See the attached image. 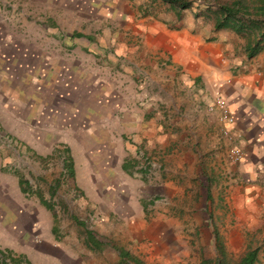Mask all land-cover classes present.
<instances>
[{
	"label": "rangeland",
	"instance_id": "374dc122",
	"mask_svg": "<svg viewBox=\"0 0 264 264\" xmlns=\"http://www.w3.org/2000/svg\"><path fill=\"white\" fill-rule=\"evenodd\" d=\"M115 2L0 0V246L32 243L44 264H109L114 246L144 264H200L218 238L228 264L248 248L264 264V207L238 192L222 146L168 130L184 103L136 87L146 79L121 51ZM126 159L147 166L144 179L120 169ZM85 230L106 249L89 248Z\"/></svg>",
	"mask_w": 264,
	"mask_h": 264
},
{
	"label": "crops",
	"instance_id": "0c3cea01",
	"mask_svg": "<svg viewBox=\"0 0 264 264\" xmlns=\"http://www.w3.org/2000/svg\"><path fill=\"white\" fill-rule=\"evenodd\" d=\"M115 1L112 8L119 11L116 18L122 20V35L130 46L121 51L128 52L125 57L130 62V72L147 80L136 87L155 82L150 87L168 90L177 109L184 103L182 113L174 117L169 131L173 128L175 134L177 131L193 133L204 145H215L214 150L222 146L228 164H231L227 160L231 147L240 148L242 157L232 163L234 184L251 202L261 203L257 209L264 207V45L248 57L243 37L214 29L213 20L204 18L201 13L194 15L195 11L213 9L230 0H186L189 6L183 9L165 0ZM130 8L139 11L134 22L130 20L132 17L129 19ZM129 21L134 24L132 27L128 26ZM133 51L137 53L129 56ZM216 97L224 99L231 123L220 119L214 103ZM222 126L230 132L231 141L221 135ZM134 128L132 131H137L140 126ZM163 129L158 127V130ZM142 131L143 136L144 128ZM1 170L0 150V188L4 185ZM2 202L0 197V210ZM8 224H4V230ZM18 239L12 238L9 245L0 246L4 255V258L0 255V264H44L32 258V243L24 242L28 251H23L17 247L23 244H19ZM104 249L106 246L101 251ZM116 259L114 253L109 264Z\"/></svg>",
	"mask_w": 264,
	"mask_h": 264
},
{
	"label": "trees",
	"instance_id": "16d2710c",
	"mask_svg": "<svg viewBox=\"0 0 264 264\" xmlns=\"http://www.w3.org/2000/svg\"><path fill=\"white\" fill-rule=\"evenodd\" d=\"M165 1L178 6L180 9L189 6V1L186 0ZM198 13H201V16L204 18L213 20L212 26L214 29L229 30L243 37L245 39L244 51L248 57L255 54L261 46L264 45V0H230L229 2L218 4L213 9L209 7L206 8L205 11H195L194 15L197 16ZM78 36L81 37L82 35L79 33H72L70 38L73 39ZM85 38L90 41L93 37L90 35L85 36ZM136 164L137 161L135 159H126L120 163V168L126 174H137L140 178L144 179L147 166L140 165L139 167H135ZM62 167V170L71 178L73 176V168L67 155L63 157ZM61 174H63V172H61ZM56 184L50 187L51 192L54 190ZM18 185L21 191H25L26 188H28L27 181L21 178H18ZM207 198L209 199V195ZM39 201L42 205H45L46 208H50L47 202L42 198H39ZM151 201L152 200L147 202ZM142 202L146 201L143 200ZM54 228L55 227H52V230H54ZM85 232L86 245L100 251L104 246V241L96 237L91 230H85ZM215 240L216 256L213 259L203 258L200 260V264H228L226 262L222 243L218 238ZM112 248H114L117 254V259L113 264H144L140 259L130 254L124 248L120 246H114ZM0 255L4 258L2 252H0ZM256 258V248H248L233 264H254Z\"/></svg>",
	"mask_w": 264,
	"mask_h": 264
},
{
	"label": "built area",
	"instance_id": "2783aa9c",
	"mask_svg": "<svg viewBox=\"0 0 264 264\" xmlns=\"http://www.w3.org/2000/svg\"><path fill=\"white\" fill-rule=\"evenodd\" d=\"M214 103L219 110L220 119L222 121H224L226 124L231 123L232 117L230 115L229 109H228L224 99L216 97L214 99ZM220 133H221V135L225 136L226 139L231 141L232 136H231L230 132L226 129L225 126H222L220 128ZM241 157H242V152H241L240 148H238L236 146H232L231 149L229 150L228 154H227V160L233 164L237 163Z\"/></svg>",
	"mask_w": 264,
	"mask_h": 264
}]
</instances>
